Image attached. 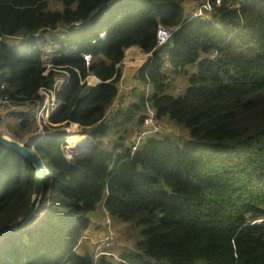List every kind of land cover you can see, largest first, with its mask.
Wrapping results in <instances>:
<instances>
[{
    "label": "trees",
    "instance_id": "trees-1",
    "mask_svg": "<svg viewBox=\"0 0 264 264\" xmlns=\"http://www.w3.org/2000/svg\"><path fill=\"white\" fill-rule=\"evenodd\" d=\"M202 1L54 0L57 10L53 0H0V99L12 105L35 107L54 88L59 73L44 74L38 47L70 31L55 56L69 75L61 108L34 150L51 176L35 213L0 237V264H264V0H210V18L187 21L186 5ZM160 26L176 29L162 47ZM131 47L149 57L135 100L111 112ZM178 78L185 87L171 94ZM147 107L190 138L149 135L132 153ZM19 115L7 127L22 142L38 127L33 109ZM72 124L93 145L69 158ZM37 179L34 164L0 145V229L30 208ZM101 204L136 231L119 260L77 252Z\"/></svg>",
    "mask_w": 264,
    "mask_h": 264
},
{
    "label": "built area",
    "instance_id": "built-area-1",
    "mask_svg": "<svg viewBox=\"0 0 264 264\" xmlns=\"http://www.w3.org/2000/svg\"><path fill=\"white\" fill-rule=\"evenodd\" d=\"M217 2L219 3L220 0H217ZM192 4L193 7L195 6L196 7L193 11L187 13V21H190L192 19L210 18L212 12V4L210 0H204L200 3L196 2ZM175 30L176 29L173 28L160 26L159 29L157 30L158 47H162L165 44H167L170 41ZM50 34H52V36L48 37L45 43L40 45L38 49L45 63L44 74L47 75L52 71L59 73L54 88L52 89L42 88L40 90V94L43 96V99L42 101L38 102L35 105V107H30L28 105H20V106L12 105L11 100L8 97H5L4 99H0L1 119L5 118L8 114L11 115V113L13 112L23 111L28 113L30 110L32 109L34 110L35 121L38 127L37 132L31 137H27L24 140V142L21 143V145H25L26 147L32 150H35V147L41 140L50 137V134L46 132V127L52 124L51 117L57 114L61 108V101L58 99L57 93L60 92L63 89V87L68 83V78H69V75L63 69V67L56 64L55 56L61 50L59 40H62L66 36H68L70 34V31L63 29L61 30V32H53ZM54 34H57L56 39H53V37H55ZM104 35L105 34H101L100 37L103 38ZM83 58L84 61L87 63V65H89L92 60L91 55H84ZM86 81L90 86H96L100 83V80L95 76H89L86 79ZM2 88H5V86L3 85ZM132 92H133L132 86H127L124 88L123 86H121L120 83V93L113 106V109L126 105L127 99L131 96ZM72 128L79 130V126L77 124H72L69 128L65 129L66 138L63 146L66 145V147H69V148H65V150L67 151V156L69 158L77 157V156L79 157L83 155L93 145V140L91 137L80 133L77 134V135H81L80 141L78 143H75L73 147H70L69 143H71V141H69V137L72 136H67V135L68 133H70V130H72ZM167 130L168 128L166 127V125L159 121L156 110L151 107H147L146 115L143 120L142 130L140 133L136 134L131 144L132 153L138 150L139 146L144 142L147 136L156 135V134H166ZM116 244H117V235L114 230L110 229L109 231H107L104 238L95 246L94 248L95 258H99L101 256H110L119 260L118 254L114 250Z\"/></svg>",
    "mask_w": 264,
    "mask_h": 264
},
{
    "label": "rangeland",
    "instance_id": "rangeland-1",
    "mask_svg": "<svg viewBox=\"0 0 264 264\" xmlns=\"http://www.w3.org/2000/svg\"><path fill=\"white\" fill-rule=\"evenodd\" d=\"M62 6L63 5L60 2L57 4L54 2V0H53V2H51V7L54 9L61 10ZM195 7H193L192 3L186 5L187 12L193 11L195 9ZM54 35H55V37H57V34H54ZM43 36L45 38H47V35H43ZM50 36H52V34H50ZM21 41L22 40H20V39L13 40V44L17 45ZM197 71H198V66H194L191 68V72H197ZM133 79H134V77H133ZM184 84L185 83L181 80V78H178V80H175L173 82V85L170 87L169 92L171 94H177L179 88L185 87ZM133 95H134V93L132 92L131 96L127 99V103L135 100ZM113 111H114V109H112L111 112H113ZM8 116H9L8 118H4V119L0 118V120H1L0 124L2 125L0 127V135H3L1 138L4 141L12 144L13 138L11 139V137H7V133H6V130H8L7 125L8 124H11V125L14 124L16 121H18V119L11 117L10 115H8ZM166 127L168 128L169 131L167 130V133L165 135L170 136L172 139L184 141V140H187L188 138H190V130L187 128H183L180 126L175 127L173 124H171L170 126L166 125ZM77 134H80V132L78 129H74V128H72V130H70V133H68L67 136L75 137L72 139V140H74V142L69 143L70 147H73V145L75 143H78L80 141L81 135H77ZM4 135H6V136H4ZM13 140H15V139H13ZM133 140H134V138L131 139V142H129L128 144L131 145ZM64 141H65V139L62 142V146L64 145ZM16 142L21 144L24 141H22V142L16 141ZM63 147L69 148V147H66V145ZM50 176H51L50 173L47 172L46 177H50ZM90 226L91 227L87 232H89V231H91V232L88 234L86 232L85 235L83 236L82 241L79 244V247L77 248L78 253H83L88 248L92 252H94L95 246L104 238L105 234L110 229L115 231V233L117 235V246L119 248H122L121 251L123 249L132 248L133 244L135 243L134 234L136 233V231H134L131 228L132 225L129 223H122L118 219L109 216L106 213L102 204L99 205L97 210L91 214V225ZM117 246H116V248H117ZM197 264H203V263H197Z\"/></svg>",
    "mask_w": 264,
    "mask_h": 264
},
{
    "label": "water",
    "instance_id": "water-1",
    "mask_svg": "<svg viewBox=\"0 0 264 264\" xmlns=\"http://www.w3.org/2000/svg\"><path fill=\"white\" fill-rule=\"evenodd\" d=\"M1 121V120H0ZM7 136L11 137V134L8 130H6ZM3 135H0V145H3L5 147H8L19 154H21L23 157H25L28 161H30L32 164H34L37 168V186L35 188V193L33 194L32 204L30 208L26 211V213L16 222L3 227L0 229V237L5 236L12 231H15L16 229L22 227L24 223L35 213L39 198L41 196L43 186H44V180H45V173L46 168L43 164V162L38 158L37 154L34 150L26 147L25 145H21L20 143L16 142L12 139V144H8L5 141L2 140ZM40 176V177H39Z\"/></svg>",
    "mask_w": 264,
    "mask_h": 264
},
{
    "label": "crops",
    "instance_id": "crops-1",
    "mask_svg": "<svg viewBox=\"0 0 264 264\" xmlns=\"http://www.w3.org/2000/svg\"><path fill=\"white\" fill-rule=\"evenodd\" d=\"M45 35H47V37L50 36V34H45ZM148 57H149V54L144 53L143 50L139 47H131V48L126 50L125 59L121 64V69H122V74H123L121 86H123L124 88L127 86H132L133 91L136 87H139V83L137 82L135 77H136V74L139 71V69L148 60ZM133 77H134V79H133ZM147 91L149 94L150 93L149 88L147 89ZM13 113H17V114L15 115ZM13 113H11V115L10 114H8V115H10L11 117L17 118L18 120H21V117L19 114H23V113L26 114L27 112L19 111V112H13ZM8 115L5 118H8L9 117ZM2 119H4V118H2ZM0 123H1V121H0ZM1 126L2 125L0 124V127ZM90 232L91 231L87 232V234ZM116 246H117V244H116ZM116 246L114 247V250L118 253L119 251H121L122 248H119L118 246L116 248Z\"/></svg>",
    "mask_w": 264,
    "mask_h": 264
},
{
    "label": "bare ground",
    "instance_id": "bare-ground-1",
    "mask_svg": "<svg viewBox=\"0 0 264 264\" xmlns=\"http://www.w3.org/2000/svg\"><path fill=\"white\" fill-rule=\"evenodd\" d=\"M6 136V135H5ZM7 137H9V136H7ZM70 139H69V141H71V143L74 141V140H72L73 138H75V137H69ZM3 140V139H2ZM4 141V140H3ZM6 142V141H5ZM6 143H8V142H6ZM8 144H10V143H8Z\"/></svg>",
    "mask_w": 264,
    "mask_h": 264
}]
</instances>
